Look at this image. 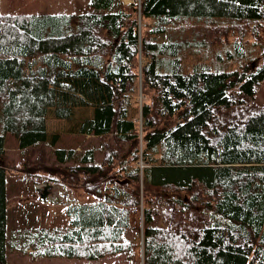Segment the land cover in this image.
Wrapping results in <instances>:
<instances>
[{"label":"trees","instance_id":"16d2710c","mask_svg":"<svg viewBox=\"0 0 264 264\" xmlns=\"http://www.w3.org/2000/svg\"><path fill=\"white\" fill-rule=\"evenodd\" d=\"M249 27L258 40L210 35ZM191 53H212L214 67ZM235 57L240 69L221 67ZM263 83L264 0H88L77 13L0 14V264L14 248L8 169L86 198L66 205V227L13 233L49 257L264 264ZM76 107L92 108L79 131L101 139L99 163L93 148L77 164L67 163L73 148L48 156L59 137L46 114Z\"/></svg>","mask_w":264,"mask_h":264},{"label":"rangeland","instance_id":"374dc122","mask_svg":"<svg viewBox=\"0 0 264 264\" xmlns=\"http://www.w3.org/2000/svg\"><path fill=\"white\" fill-rule=\"evenodd\" d=\"M133 0H129L131 2ZM59 0H47L44 1L45 9L49 8V10H53L56 4H58ZM127 2V1H125ZM67 3V0H65ZM87 3V0L80 1V4L75 6V11H80ZM40 0H0L1 11L6 12L7 10L10 13L18 12V13H42L39 10ZM223 21V20H222ZM226 23V22H223ZM141 26H146L142 24ZM248 29H241L237 31V33H233L230 31L228 34L225 33L224 29L220 30V33H211L210 35L213 38H216V41L219 44L228 45L225 40L219 41V39L225 38L228 36V41L235 40H249L256 41L255 35L253 34L252 27ZM205 33H210L209 31L203 30ZM245 36L240 38V34L243 33ZM236 32V31H235ZM220 48V47H219ZM215 46V51L219 49ZM189 54V53H188ZM214 56L212 53L207 58H204L203 54L191 53L189 61L201 62L199 60H204L205 63L214 67L213 61ZM203 61V62H204ZM243 57H235L233 61H228L224 59L223 61H219L221 67L226 70H234L240 69L243 62ZM256 102L260 105H264V83L261 85L260 89L256 94ZM60 113H64V116H61ZM46 120L44 123H47V129L49 130V134L51 136L52 133L58 134L57 142L52 145L50 143V139L45 144L46 151L48 153L49 158L52 160L55 155L53 152L54 148H73L78 156H75L72 160L68 161V164H77L79 163V155L83 154L86 150L93 148L95 150V162L99 163L103 158V145L101 139L94 135H87L80 133L79 124L81 120L86 116L92 115L91 107H76L73 108V111H63L61 112L59 109H51L46 114ZM1 125V124H0ZM0 127V132H1ZM6 152L8 155V159L11 164L18 163L22 157V149L19 147L18 140L13 133V129H7V140H6ZM35 149H39L34 147ZM34 157V156H33ZM49 184L45 182H41L33 185L30 180L27 179V176L23 173H17L13 170H7L6 172V194H7V206H6V225L8 233L11 234L13 229L21 230L23 233H29L32 231L33 227H44V228H56V227H66L69 223L68 216L66 213V207L56 208L57 212L53 222H49L50 219L45 218L44 216L41 218H37V215L43 212V208L46 207L43 203L36 201L37 196L39 195L40 188L44 189V191H49L52 193L53 191L59 192L61 195L60 201L64 202L68 198L65 196L64 191L57 185L53 187H48ZM37 188V189H35ZM42 191V190H41ZM78 200L84 199L80 197L81 194H78ZM71 196V195H70ZM71 198V197H69ZM73 198V197H72ZM86 199V198H85ZM77 200V199H75ZM54 225V227H51ZM23 250H14L11 247L8 248V264H24L28 263L32 258L28 257L26 253H22ZM35 260V259H34ZM110 261H104L102 264H132L122 257L110 256L108 257ZM112 260V261H111ZM48 263L55 262V264H74L77 262L75 259H55L47 260ZM95 264H98L96 262Z\"/></svg>","mask_w":264,"mask_h":264},{"label":"crops","instance_id":"0c3cea01","mask_svg":"<svg viewBox=\"0 0 264 264\" xmlns=\"http://www.w3.org/2000/svg\"><path fill=\"white\" fill-rule=\"evenodd\" d=\"M44 1H47V0H40V5H39V10H41L42 13H77L79 11H75L77 10L75 9V6L77 4L79 5L80 1H83V0H67V3H65V0H59L58 4L55 5L53 10H49V8H47L46 10L44 6ZM125 1L129 2V0H125ZM6 13H10V12L8 10L6 12H2L1 6H0V14H6ZM13 13H18V12H13ZM76 195L78 196V194L76 193L72 194V196H76ZM39 197H40V194L37 196L36 201L43 203L44 205H46V207L43 208V212L37 215V218H41L44 216L45 218L50 219L49 222H53L56 212H57L56 208L59 209L60 207H66V205L76 204L78 202H82L86 200V199H82V200H78V199L68 200L67 199L64 202L60 201L57 203H44L39 199ZM51 227H54V225H52ZM39 228L40 226L33 227L31 228L32 229L31 232H33L34 230L36 231ZM16 231L18 230L14 228L13 231L11 232V235H12V238H11V235L8 233V230H7L8 238L12 240L14 250H17V249L23 250L21 251L22 253H26L28 257L33 259V260H30L28 263H24V264H55V262L48 263L47 261V260H52L53 258L55 259H60V258L75 259L77 262H75L74 264H95L96 262H98V264H102V262L104 261H110L108 260L109 256L100 257L98 259L49 257L47 256L45 247H42V245L37 241V239L34 236H28V237H25V239L19 238V235L18 236L16 235L14 237L13 233H15ZM7 264H8V255H7ZM67 264H70V263H67Z\"/></svg>","mask_w":264,"mask_h":264},{"label":"water","instance_id":"95a60500","mask_svg":"<svg viewBox=\"0 0 264 264\" xmlns=\"http://www.w3.org/2000/svg\"><path fill=\"white\" fill-rule=\"evenodd\" d=\"M122 181H125V180H122Z\"/></svg>","mask_w":264,"mask_h":264}]
</instances>
